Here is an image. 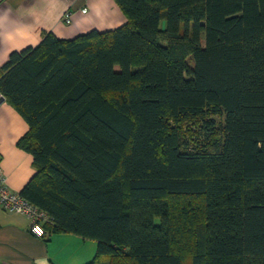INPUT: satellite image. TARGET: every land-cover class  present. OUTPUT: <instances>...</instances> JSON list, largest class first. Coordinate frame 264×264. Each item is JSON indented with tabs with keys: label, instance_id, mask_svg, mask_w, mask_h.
<instances>
[{
	"label": "trees",
	"instance_id": "1",
	"mask_svg": "<svg viewBox=\"0 0 264 264\" xmlns=\"http://www.w3.org/2000/svg\"><path fill=\"white\" fill-rule=\"evenodd\" d=\"M113 1L122 26L0 68L30 234L96 243L86 264H264V0Z\"/></svg>",
	"mask_w": 264,
	"mask_h": 264
},
{
	"label": "crops",
	"instance_id": "2",
	"mask_svg": "<svg viewBox=\"0 0 264 264\" xmlns=\"http://www.w3.org/2000/svg\"><path fill=\"white\" fill-rule=\"evenodd\" d=\"M84 9L86 14L81 11ZM67 11L74 13L70 26L62 23ZM124 23L125 18L113 0H0V68L12 52L36 46L43 31L69 39L93 29H116ZM27 131L25 120L3 102L0 105V170L8 188L17 193L35 174L32 156L16 147ZM29 227L25 216L0 209V264H71L75 251L56 249L55 243L68 247L76 240V245H80V238L54 236L47 244L34 238Z\"/></svg>",
	"mask_w": 264,
	"mask_h": 264
},
{
	"label": "built area",
	"instance_id": "3",
	"mask_svg": "<svg viewBox=\"0 0 264 264\" xmlns=\"http://www.w3.org/2000/svg\"><path fill=\"white\" fill-rule=\"evenodd\" d=\"M86 10H83L85 13ZM67 22L69 23V16L67 15ZM4 99L0 94L1 100ZM0 209L12 213L25 216L30 222V231L36 237L41 238L45 235V231L42 226V219L45 214L41 213L38 209L31 206L27 201L23 199L20 193L10 190L6 184L3 173L0 170ZM39 230V231H37Z\"/></svg>",
	"mask_w": 264,
	"mask_h": 264
},
{
	"label": "rangeland",
	"instance_id": "4",
	"mask_svg": "<svg viewBox=\"0 0 264 264\" xmlns=\"http://www.w3.org/2000/svg\"><path fill=\"white\" fill-rule=\"evenodd\" d=\"M214 121L217 125H219L220 123H222L223 120L219 116H214ZM65 240L66 239H63V241ZM79 242H80V245H76V240L72 241L68 247L63 246L62 244L64 243L56 242L55 243L56 246L54 248L58 249L59 247L60 250H63L67 253L73 250L75 251V254L71 258L72 259L71 264H86L94 258L97 244L94 242H89V241L85 242L81 238ZM65 244L68 245L67 243ZM82 259H85V260H82Z\"/></svg>",
	"mask_w": 264,
	"mask_h": 264
},
{
	"label": "water",
	"instance_id": "5",
	"mask_svg": "<svg viewBox=\"0 0 264 264\" xmlns=\"http://www.w3.org/2000/svg\"><path fill=\"white\" fill-rule=\"evenodd\" d=\"M3 102H4V99L1 100V103H3Z\"/></svg>",
	"mask_w": 264,
	"mask_h": 264
},
{
	"label": "snow or ice",
	"instance_id": "6",
	"mask_svg": "<svg viewBox=\"0 0 264 264\" xmlns=\"http://www.w3.org/2000/svg\"><path fill=\"white\" fill-rule=\"evenodd\" d=\"M37 231H39V230H37Z\"/></svg>",
	"mask_w": 264,
	"mask_h": 264
}]
</instances>
